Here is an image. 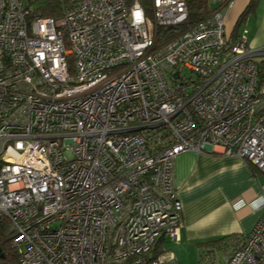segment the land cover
Here are the masks:
<instances>
[{"label":"built area","instance_id":"1","mask_svg":"<svg viewBox=\"0 0 264 264\" xmlns=\"http://www.w3.org/2000/svg\"><path fill=\"white\" fill-rule=\"evenodd\" d=\"M187 16L185 0H76L59 18L0 0V221L16 253L0 264H179L148 256L180 239L176 156L264 174V48L230 41L220 10L156 47ZM218 249L219 264H264V213L202 264Z\"/></svg>","mask_w":264,"mask_h":264},{"label":"crops","instance_id":"2","mask_svg":"<svg viewBox=\"0 0 264 264\" xmlns=\"http://www.w3.org/2000/svg\"><path fill=\"white\" fill-rule=\"evenodd\" d=\"M249 1L231 0L220 9L230 41L235 23ZM237 34L249 48H264V0H258ZM175 185L182 205L176 245L195 246L225 236H247L264 213V174L234 155L181 152L175 159Z\"/></svg>","mask_w":264,"mask_h":264},{"label":"trees","instance_id":"3","mask_svg":"<svg viewBox=\"0 0 264 264\" xmlns=\"http://www.w3.org/2000/svg\"><path fill=\"white\" fill-rule=\"evenodd\" d=\"M76 0H29L33 4V12L42 16H51L53 18H59L66 8H69L75 3ZM188 10V16L186 20L177 25L162 26L157 29L156 35V47H160L168 41L176 38L177 36L184 33L186 30L191 28L198 22L207 19L215 11H218L225 6L231 0H185ZM258 4V0H250L245 9L239 15L235 26L233 28V34L231 41H234L239 37L237 34L238 28L244 19L253 12ZM258 69V86H264V58H260L256 61ZM253 170L256 172L257 169L253 166ZM8 222L6 220L0 221V252L4 255V258L9 261H16V253L10 247L9 234L7 233ZM228 237L218 238L216 240L207 241L198 245H204L210 247L221 243ZM166 239L164 236H160L155 243L152 245L148 256L151 259L157 258L161 253L164 252Z\"/></svg>","mask_w":264,"mask_h":264},{"label":"rangeland","instance_id":"4","mask_svg":"<svg viewBox=\"0 0 264 264\" xmlns=\"http://www.w3.org/2000/svg\"><path fill=\"white\" fill-rule=\"evenodd\" d=\"M188 74V71H184ZM165 247L174 251L175 257L179 264H202V253L206 250L207 246L204 245H195L190 246L186 244L176 245L173 242L166 240ZM14 251V250H13ZM2 253V252H0ZM222 250L218 249L214 255H212L215 261L214 264H219L218 262L222 261Z\"/></svg>","mask_w":264,"mask_h":264},{"label":"water","instance_id":"5","mask_svg":"<svg viewBox=\"0 0 264 264\" xmlns=\"http://www.w3.org/2000/svg\"><path fill=\"white\" fill-rule=\"evenodd\" d=\"M176 75V74H175ZM0 256H3V254L2 253H0Z\"/></svg>","mask_w":264,"mask_h":264}]
</instances>
